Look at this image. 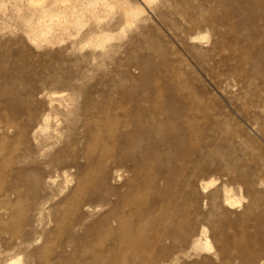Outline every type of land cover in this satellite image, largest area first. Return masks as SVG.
Here are the masks:
<instances>
[{
    "label": "rangeland",
    "instance_id": "374dc122",
    "mask_svg": "<svg viewBox=\"0 0 264 264\" xmlns=\"http://www.w3.org/2000/svg\"><path fill=\"white\" fill-rule=\"evenodd\" d=\"M18 1L0 0V201L13 203L0 209V264H114L95 250L107 238L98 220L112 207H82V223L60 231L49 221L54 213L76 216L78 183L98 187L103 164L127 170L110 184L125 195L135 181L129 197L149 204L146 220L167 217L161 228L177 241L156 264H233L240 230L254 233V212H264V0H118L122 10L108 9L101 23L40 47L23 24L32 11ZM123 3L143 10L132 26ZM103 27L110 31L100 33ZM48 114L63 161L79 157L83 169L70 171L73 183L62 195L47 191L42 207L27 189L45 187L43 162L56 151L41 156L32 142V128ZM122 136L139 141L142 175L118 167L121 153L101 157ZM3 184L25 191L5 194ZM205 229L212 251L201 250ZM24 235L29 242L17 246ZM151 256L138 264H151Z\"/></svg>",
    "mask_w": 264,
    "mask_h": 264
},
{
    "label": "bare ground",
    "instance_id": "6f19581e",
    "mask_svg": "<svg viewBox=\"0 0 264 264\" xmlns=\"http://www.w3.org/2000/svg\"><path fill=\"white\" fill-rule=\"evenodd\" d=\"M23 1L24 0H21V2ZM25 1V6L27 7V9L32 11V17L23 24L27 28V34L29 36L31 44L39 47L44 45V43H50L58 36H62L63 32L67 33L71 28L85 27L91 20L95 22L101 21L102 13H108L109 11L111 12L112 8L115 10L114 6L115 4H118V0H81L78 3L76 2L77 0L75 2H73L74 0H69L70 3L72 1L71 4L68 3V0ZM3 2L5 3V1ZM18 2L20 3V0ZM2 5L4 4L2 3ZM122 8L124 11L125 24L127 26H132L133 24H135V22L140 19L143 13L142 8H133L127 3H123ZM108 9L110 10L107 12ZM13 10L17 14V12L21 11V7L17 5ZM37 12L39 14L38 18L35 17ZM108 31H110V29L107 27L100 28V33L105 34L106 32L108 33ZM49 97L51 96L49 95ZM54 102V99L51 100L50 105L53 106ZM60 107L62 108V106ZM137 107L138 106L135 105V108ZM111 108L121 110L123 109V106L121 104L114 103L113 105H111ZM56 110L54 112H57ZM57 127L58 125L53 126L51 124L50 114H48L42 116L40 121H38L37 124L32 128V137L34 140L32 142L36 146L35 149L38 150L41 156L44 155L47 151L56 149L53 157L49 161L43 162L44 171H42V178L45 183V187L43 189H39L38 185L33 183L31 188L27 189L28 191L32 190L33 197L36 196L37 198H39L38 204L42 207H44L45 204L50 201L49 196L46 195L47 191H49L50 189H54V196L62 195L65 189L69 188V186L73 183V175L70 171H80L81 169H83L80 165L79 157L72 159L71 162L63 161L62 156L65 152V147H58L60 141H57L59 139V131ZM6 129L11 130L12 126L8 124L6 126ZM122 139H124V141H112V148L107 149V152L104 153L101 157L111 158L112 156H116L115 154L121 153L123 157L117 160L118 167L125 168L127 166L131 171L134 172L135 176L142 175L143 171L140 168L139 164L140 161L145 160V157L134 155L135 151H137L139 148V141H126L127 138L125 136H122ZM87 161H91V156L88 152ZM149 169L151 168H148V170ZM120 170L116 169L115 171H109L108 168L103 164L100 170V177H95V181L97 180L100 182V185L98 187H91L90 184L88 185L87 183H78V191L80 192V196L76 199L75 205L73 207L76 212V216L61 217L58 213L50 214V225H55L54 227L58 231L62 230V227L64 225L68 227H76L82 223V220L84 218L79 213L82 207H87L90 210H100L110 206L112 208L106 213H103V215H101L98 220L99 223H101V226L104 229L107 238L95 249L96 252L99 255H105V257H107L109 260H114V264H118L117 261H119V258L126 259V257L131 255L134 257V259H132V262H134V264L143 262V257L145 255H152L150 258V262L151 264H156L159 260L162 259L163 255L172 250L175 242L177 241V237L176 235H173L166 231L164 228H161L162 221L167 219L166 216H158L154 222L145 219V210L148 208L149 204L145 202L144 198L138 201H132V199H130L129 197L132 194L131 191H133L135 181L125 185L127 189L125 195H120V189L111 186V182L121 181L123 171H127L121 168ZM61 179L62 182H60ZM103 189L105 192H102ZM2 191L5 192V194L9 192L14 193L18 196H22L25 190L18 187L7 190L3 184ZM225 191V204L232 206L234 203L232 201L233 198L230 196L229 192L226 189ZM112 197H116V199L114 200L112 199ZM173 198L175 200L177 196H173L172 198H170L169 201L166 202V204L172 203ZM10 204L13 203L8 199L1 200L0 209ZM126 208L129 210L128 213L125 210ZM254 214L255 219L257 220L256 230L251 235H248L244 228L240 230L234 245L235 257L233 259V264L246 262L250 264H264V212L260 213L259 211L255 210ZM187 221L188 218L185 219L184 222ZM47 225L49 224H46V226ZM148 233L151 234L150 238L147 235ZM207 233L208 231L207 229H205L204 234L206 236V246L204 249L201 248V250L212 251L213 248L209 246L210 240L207 238ZM14 237L15 234L13 236L10 233L9 241L13 243ZM19 239L20 242L17 243V246H23L24 244L29 242L28 240H26L25 235L24 237L21 236ZM258 242L262 243V247L259 250L254 251V244ZM194 246L196 248L200 247L197 242H194ZM1 254L2 253H0V256ZM31 264H37V262H33Z\"/></svg>",
    "mask_w": 264,
    "mask_h": 264
}]
</instances>
